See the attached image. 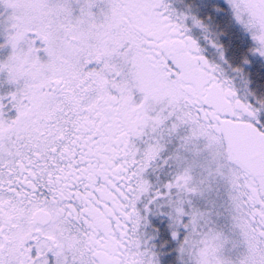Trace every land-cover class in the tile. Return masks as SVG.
<instances>
[{
	"label": "snow or ice",
	"instance_id": "obj_1",
	"mask_svg": "<svg viewBox=\"0 0 264 264\" xmlns=\"http://www.w3.org/2000/svg\"><path fill=\"white\" fill-rule=\"evenodd\" d=\"M0 264H264V0H0Z\"/></svg>",
	"mask_w": 264,
	"mask_h": 264
}]
</instances>
